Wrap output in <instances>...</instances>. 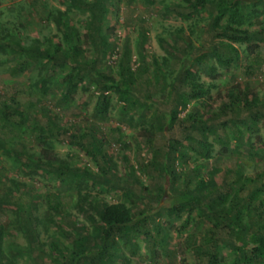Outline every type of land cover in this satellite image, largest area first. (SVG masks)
Masks as SVG:
<instances>
[{
    "label": "rangeland",
    "instance_id": "374dc122",
    "mask_svg": "<svg viewBox=\"0 0 264 264\" xmlns=\"http://www.w3.org/2000/svg\"><path fill=\"white\" fill-rule=\"evenodd\" d=\"M179 4L182 0L108 2L103 28L111 46L96 68L119 81L122 65L127 63L135 72L139 54H143L148 72L136 74L132 98L139 102L132 108L124 107L123 97L109 91L108 111L95 112L98 92L89 78L75 91L66 93L63 77L68 68L43 71L47 74V91L40 95L32 84L44 60L27 59L26 54L10 48L0 51V114L7 113L10 122L20 126L15 133L10 132L3 128L0 118V140L5 148L0 147V254L8 259L6 264H65L77 234L84 231L82 227L90 230L82 209L95 214L88 209V201L82 200L84 195L87 200L101 203L123 202L134 212L146 214L130 238L118 242L116 255L108 259L113 264L205 262L196 246L203 240L208 221L202 220L196 209L190 213L171 212V200L185 189V177L195 175L196 168L206 179L215 171L214 181L233 183V189L244 177L264 173V116L257 115L255 109L241 107L229 115L219 114L221 103L234 86L247 88L260 104L264 103V41L252 43L249 48L233 43L239 58L227 68L219 66L213 57L207 61L213 71L194 67L209 91L203 98L190 101L185 109L178 108L176 120L169 124L167 115L175 104L168 95L169 83L182 58L196 56L200 46L211 38L207 12L179 16ZM56 10H66V21L80 31L85 58L93 60L94 50L83 37L88 12L71 0H0V43L6 35L23 48L32 45L43 50L56 43L60 37L50 18ZM251 24V29L264 27V13L253 17ZM141 33L146 34L143 42ZM144 96L148 99L142 105ZM15 108L25 115L22 123L11 112ZM190 114L201 119L200 128L191 125ZM49 122L59 128V133L52 128L56 137L39 141V128ZM70 133L81 138L72 140ZM93 137L101 142L99 147L111 168L105 175L97 170L102 162ZM187 137L209 142L212 157L203 160L197 156L188 147ZM170 145H174L169 155L174 159L173 169L172 175H166L164 168L171 164L166 156ZM22 147L36 156L43 149L49 157L76 168L77 173L63 179L50 170L23 166L7 153ZM85 170L93 176L83 175ZM51 193L60 195L61 205L56 211L47 203ZM22 208H29L33 219L37 240L34 253L21 222ZM218 236L222 240L224 231L220 229ZM235 256L227 246H222L218 254L223 264H233Z\"/></svg>",
    "mask_w": 264,
    "mask_h": 264
},
{
    "label": "trees",
    "instance_id": "16d2710c",
    "mask_svg": "<svg viewBox=\"0 0 264 264\" xmlns=\"http://www.w3.org/2000/svg\"><path fill=\"white\" fill-rule=\"evenodd\" d=\"M108 2L109 0H71L72 4L88 12L83 25L85 29L83 37L89 41L94 50L93 60L85 58L81 48L80 31L66 21V10H56L54 14H50L60 37L56 43L48 44L43 50L32 45L23 48L10 35H6L0 43V51L4 52L10 48L26 54L27 59L32 58L38 62L40 59L44 60L39 63L41 70L38 72L37 80L32 84V88L40 95L47 91V74L43 71L53 72L56 69L68 68L69 72L63 77L66 93L75 91L85 78H89L95 84L98 92L95 112L102 114L108 111L110 98L107 92L109 91L123 97L124 107H135L139 102V99L132 98L136 74L141 75L148 72L143 54H139L136 73L132 72L127 63L122 65L119 81L96 68L97 62L103 60L111 46L103 28ZM177 7L179 10L176 13L186 17L199 11H206L209 19L207 32L211 38L205 45L200 46L196 56L182 58L180 68L169 83L168 95L175 101L167 115L169 124L176 120L178 108L185 109L190 101L203 98L209 91L207 86L200 82L199 76L193 70L194 67L213 71L214 67L207 64V61L213 57L219 66L227 68L239 58L238 50L233 46V43L247 44L246 47L249 48L252 43L264 41V27L250 28L252 26L251 19L264 13V0H182V4ZM245 9L248 10L245 11ZM145 37L146 34L141 33L142 42ZM163 60L167 63V59ZM155 64L156 70H154L158 71L159 65ZM147 99L148 97L144 96L140 103L142 105L147 103ZM240 107L247 110L255 109L257 115L264 116V103L260 104L252 92L247 88L241 89L239 86H234L227 92L226 101L221 103L219 114L229 115ZM11 112L20 117L19 123L26 119L18 108L12 109ZM0 118L4 121L3 128L10 132L15 133V129L20 127L19 124L10 122L8 114L5 112L0 114ZM251 118L253 119L254 115ZM188 119L193 127L198 125L200 128L201 119L198 116L190 114ZM10 123H12L11 126L8 125ZM52 128H55L57 134L59 133V128L49 122L46 127L39 128L40 134L37 139L45 141L46 138L55 136L52 134ZM69 135L72 140L81 138L73 133ZM93 140L98 144L96 151L102 162V164L98 163L97 170L105 175L107 171H111V168L99 147L101 142L94 137ZM3 145L4 143L0 140V147ZM187 145L203 160H209L212 157V146L206 140L193 141L187 137ZM173 146H168L170 152L166 156L171 164L164 168L166 175H172L173 166L171 165L174 159L169 158V155L174 152ZM41 151L42 154L36 156L34 153H28L22 147L17 152L8 150L7 153L14 155L15 161L23 166L33 167L36 170H50L63 179L70 178L77 173L76 168H72L67 162L49 157V154L43 149ZM130 168L131 175L134 176L135 171L132 166ZM193 171L196 173L195 175L189 174L185 177V189L172 198L171 212L178 214L187 211L190 213L196 209L197 215L202 220L208 221L209 225L204 232L203 240L196 246L197 254L205 258L203 264H223L218 257L222 246L229 247L235 253L233 264H264V173L258 174L254 178L244 177L239 186L233 189V183H216L214 181L215 171L209 173L208 179L199 176L198 168ZM83 175L93 176V173L85 170ZM103 180L109 182L106 178ZM190 185H192L191 188ZM243 192L246 194L242 195ZM87 199V195L82 198V200L88 201V209L95 212L92 214L88 210L82 209L86 213L90 230L87 231L82 227L84 231L77 234L74 248L65 264H113L108 259L116 255L118 242L125 241L126 238L129 239L130 234L134 233L146 214L134 212L130 206L123 202L101 203ZM47 203L53 211H56L61 205L60 195L48 194ZM20 217L29 248L34 253L37 240L33 232V219L29 208H22ZM48 218L51 222L53 221L50 216ZM54 224L56 223L54 222ZM220 229L224 231L222 240L218 236ZM6 260L8 259L5 258V255L0 254V264H6Z\"/></svg>",
    "mask_w": 264,
    "mask_h": 264
}]
</instances>
